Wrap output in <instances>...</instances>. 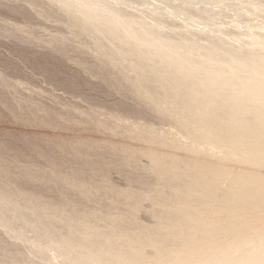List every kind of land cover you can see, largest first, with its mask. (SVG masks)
I'll list each match as a JSON object with an SVG mask.
<instances>
[{
	"label": "bare ground",
	"instance_id": "6f19581e",
	"mask_svg": "<svg viewBox=\"0 0 264 264\" xmlns=\"http://www.w3.org/2000/svg\"><path fill=\"white\" fill-rule=\"evenodd\" d=\"M24 1L29 5L28 6L26 4L27 7H29L30 9L27 8L24 4L25 7H14L9 9V12L10 10H12L13 12H15V14L17 13L21 18L28 20L31 19L32 14L35 11H38L40 8H43L45 10L50 8H56L58 11L63 12L66 16L69 17V19L71 20L70 22H72L73 25H76L81 29L83 34L94 38L93 41L95 45L93 46H96L97 48H99V50H105V56L103 55L104 58H107V62L111 60V62L113 63L112 65V63L110 62L109 65H112V67L114 66L117 69L128 70L126 73L131 74L130 78L128 79L129 87L132 86V88L134 87L136 89V93H138L137 97H139L140 102L146 100V98L150 100L152 103V109L157 110L161 112V114H163L164 116L169 117L170 120H172L171 122L175 124L179 129L175 125L174 126L182 132V135L185 134L191 140V142L189 143L192 144L190 146H183L181 142L178 141V139H168L164 136H158L155 134L154 130H149V127L148 129H146L140 128V126L134 127L131 124H129V127L132 126L133 128L130 127L127 129L126 127L128 126V124H124L126 127H124L125 129L121 131H124V135H121V138L122 136L129 135V139H133L132 141H139V144L135 142H127L128 138L126 139V142H121L119 140L113 141V138L112 140H109L108 137L102 138L101 136L86 133H76L75 131V133L67 131L66 134H63L62 132L64 131L62 130L61 132L60 130L62 134H57V130H59L61 126L59 127V129L56 130V134L53 132H50L52 134H49V132H33L34 134L29 135L28 133H26L27 131H25V133L22 134L20 132V135L22 136H18V132L17 137H19L18 139L20 140L21 137L24 136V138L35 142L37 145H39L38 143L46 142L47 145H51L50 148L61 144L65 152L69 151L75 154H79L84 149L96 150L99 148H104L106 152H108V154L110 153L114 156H121V158L123 159L122 161H124L123 164H125L126 161L127 163L137 165V167L141 165L139 164L141 163L140 159H146L149 164V169L147 170H149L155 175L157 184L150 188L149 193L126 195L127 201L123 203L125 204L128 202L126 204L127 209L130 206V210L132 212V216L130 218L119 215V217H114L112 214L113 212H110V215L109 213H106V215L103 216L100 213L101 216H98V214L96 213L85 211L87 210V207L85 208V210L78 209L74 212H71L72 210L69 208L68 204L70 203L71 205V202L73 201H70L69 199L70 202L67 204L68 207L66 208L67 210L70 209L71 214L70 216H67V214L69 213H65L63 212V210H60L61 213L66 214V216L64 217L61 214V218L59 219H57V217L52 218V216H50L49 218L46 216L47 218H44L45 216L40 215L41 211L43 210H41L39 213L38 207H42L41 204L43 202L39 200L37 194V196L34 195V192L33 195L31 194L32 192L26 195V198L32 209L28 207L29 205H24L23 208L25 209V207H27L28 209H30V211L27 208V210H22L23 208L20 207L22 205L19 201L18 204L14 203V196L12 192H8L7 190L4 191L5 187L3 185H0V223H2L3 226H9V229L13 228L12 226L14 224V221L10 219L12 217L8 218L9 213L12 212V216H15L17 219L20 220V222L15 217L14 218L16 220L14 218L12 219H14L16 222L18 221L19 223H21V225L19 226L23 227L21 231L16 233L18 237L27 239V237L25 236L26 229L34 231V235H37L40 240V243L38 245L34 244L36 245V251L39 254L44 255L46 251L50 249V247H53L52 249H55L54 253H56L55 257H61L64 264H264V48H262V46H258L260 48H257L256 44V47H254L255 49L253 48V46V49H249V47L247 48L246 46H244L245 43L242 46L236 47V45L231 44L234 39H231V42H229L228 39V41L226 42V40H223L222 38H214V36L209 37L208 34L206 41L203 40V42H201L200 40H202V38H200L199 40L197 34H188L189 32L186 33V30H184L185 34L182 32L183 30L181 31V33L173 32L175 33V37H171L168 35V33L166 34L165 31H163L162 29L163 27L161 28L160 26V24H162V22H160V18H162V16L160 17L159 14L161 13L158 14L157 12L158 20L160 19L159 21H157L160 23L156 22L155 24H149V21L146 22L147 20L144 19L143 16H139L140 13L139 15H132V13L129 14L127 12L128 9H126V11L121 9L122 7L120 5L124 3H120V5H118L116 4L117 1H114L116 2V5H113V3L111 2L102 0ZM208 1L210 2L211 0ZM2 2L0 3L2 4ZM249 8L251 10V7ZM183 9L184 10L182 11L189 12V9L187 7H184ZM258 11L259 10H255V12ZM154 12H156V10ZM34 14L36 16V13ZM181 14L183 13H180V15ZM188 15L189 14H187L186 16ZM199 17L201 18V16ZM195 20L197 19L195 18ZM195 20L194 23L197 22ZM186 21H188V19ZM237 26H239V24H237ZM181 29L182 28H180V30ZM30 36L31 35H29V37ZM253 36L252 38H254ZM228 37L231 36L229 35ZM241 38L243 37H240V39ZM252 38L250 40L253 41ZM257 40L258 39H256V42ZM243 42L245 41L243 40ZM253 42L255 45V40ZM259 44H261V42ZM66 46L67 45H65V47H62L66 49ZM58 47H60V45H58ZM55 48L57 49V47ZM25 51L26 50H24V53ZM60 52L61 51L58 50V53ZM19 53L22 54V52ZM26 54H28V51ZM29 57L27 58L29 59ZM25 58L24 60L26 61L27 59ZM31 64L35 65V63L32 62ZM41 66L38 65L34 67L36 68ZM105 67L107 66L105 65ZM114 67L112 69H114ZM116 68L114 69V71H116ZM107 73L109 74V72ZM108 74L106 75V77L108 76ZM103 78L105 79V76ZM4 81L6 82V80ZM109 82L114 81L110 79ZM5 84L8 83L6 82ZM11 84H13V82ZM2 85L4 84L2 83ZM114 85L116 84L114 83ZM121 85L118 87H121L122 89V86L124 84L122 86ZM13 86L10 85L9 89H13V91H15V88L18 87L11 88ZM15 86L17 85L15 84ZM9 89H7V91ZM116 89L117 88H115L114 90ZM4 90L6 91V89ZM10 92L6 93L10 94ZM16 93H18L19 95V92ZM20 96L18 98L17 94L12 95V97H16V99H20ZM5 100L6 98H4L3 101ZM6 102H4L5 107L7 106ZM20 105L19 108L22 107V104ZM26 107L22 108V110H24ZM27 109L28 108H26L25 110H32V106L31 109ZM11 111H13V109ZM16 111L18 114L22 113L18 110ZM50 112L51 111L47 113L50 114ZM17 113L14 114L17 115ZM25 113L26 112L23 113L24 116ZM34 114L37 115L36 113H32V117L34 116ZM46 114L44 115V117L46 116ZM58 114L61 115L60 113ZM58 114L56 115L58 116ZM16 115L15 118L18 117L19 120L21 115L19 114L20 117ZM31 115H28L29 119L32 118ZM56 115H54L55 118L57 117ZM93 115L90 118L95 119L94 117L96 116L93 117ZM24 116L22 117L24 118ZM46 117L48 118L49 116ZM66 118L69 123H75L74 120H69L70 118L68 119V117ZM86 118L88 117H84V119ZM25 119V121H27V116ZM39 119L36 120L39 121ZM42 120L40 119V122ZM77 120L78 119H76V121ZM25 121L22 120L23 123ZM57 121H59V119H57ZM40 122H37V124H39ZM68 122L66 123L68 124ZM77 122L80 123L82 121ZM97 123L99 124V126L102 124L99 120ZM61 124L63 123L61 122ZM80 125L83 126L84 123H80ZM88 125L90 126V124ZM114 125H116L117 127L118 124L116 123ZM31 126H33L32 123ZM104 126L105 125L102 126V129L106 128H103ZM108 126L111 130L112 127H110V125H107V127ZM4 127L5 126H3L2 129H4ZM120 127L118 125V128L115 129L116 133L118 129L120 131ZM108 129L106 128L107 131ZM64 130H66V128ZM110 130L108 132H110ZM113 130L114 129H112V131ZM5 131L9 130L7 129ZM14 132L16 133V130ZM111 133L114 134L115 132ZM176 134H178V132ZM8 135L12 136L13 134L11 135L8 133ZM117 136L116 138H118ZM174 137L176 138V135ZM24 144L26 145V143ZM0 147L3 146L1 145ZM202 147H206L208 149L210 148L213 153L210 152V150L208 149V152H206V150L204 151ZM40 148H42V145ZM50 148L49 150L51 151ZM43 149L44 148H42L41 150L43 151ZM52 150L54 149L52 148ZM42 151L39 153L41 154ZM44 151L43 153L47 152ZM6 154H8V152ZM55 154H57L56 151ZM81 156L82 155H80V157ZM0 159L2 160V158ZM104 159L105 158L103 155H97V157L92 159L91 162L95 167V165H97L99 162L105 161ZM3 164L4 163L0 164V172L5 174L4 171L6 170V168ZM97 166H99V164ZM102 166L100 167V169L104 167ZM122 166L124 168V165ZM127 167L129 168L130 165ZM132 167L134 168L136 166L132 165ZM137 167L136 170L138 169ZM95 168L97 170L98 167ZM141 168L142 167H140L139 169L141 170ZM29 169L30 167H28L27 171H29ZM35 170L36 169H34L33 171ZM78 170L79 169H76L75 171L78 172ZM94 170L95 169H93V171ZM30 171H32V168L30 169ZM33 171L31 172L32 174L30 175V177L32 175L34 176L35 172L33 173ZM7 172L8 174H10L9 170H7ZM59 172L60 171H58V173ZM77 172L73 174L76 176V174H78ZM26 173L28 172H25L23 174ZM105 173H107V171H105ZM12 174L13 173L11 172V175ZM23 174L21 173L20 176L23 177ZM54 174H56V177L59 176L57 175V173ZM73 174H71V176ZM36 175L38 177V174L35 173V176ZM60 175L63 174L60 173ZM51 176L53 177V174H51ZM68 176H70V174ZM4 177L5 176L1 178ZM7 177L9 178L11 176ZM43 177L44 176H42V179H44ZM72 177L71 179H73ZM137 177L140 176L137 175ZM14 178H16V176ZM11 179H13V176L11 177ZM74 179L79 178L75 177ZM10 181L11 180L9 179L8 182ZM31 181L28 184H31ZM25 182L27 183V180ZM59 182L61 183L62 181H57L56 183ZM65 182L66 184L63 182L65 184L64 187H66L67 185V181ZM143 182L140 181L142 185H144L145 183ZM49 183L51 182L49 181ZM146 183L148 184V182ZM80 184H82L79 185L81 195L84 198L91 200L93 199V201H95L94 199L98 197V194L92 193V191H90V189L86 185H83V183L80 182ZM47 185L49 186L50 184ZM68 185H71V183ZM75 185H73V188L77 187H75ZM51 187L53 186L51 185ZM57 187L59 188V186H56V188ZM51 189L55 190L54 187ZM143 189L140 190L143 191ZM56 191L57 190H55L54 192ZM63 191L65 192V190ZM63 191L61 192V190H59V192H57L59 193V196H63L61 195L62 193H64ZM96 191H98V188ZM152 192L155 195L153 198L154 201L151 200L154 206V210L152 209L153 212L151 211V213H153V216L156 220L154 221L155 224L152 225V227H146V225L140 226L138 225V223H135V218L132 219V217L137 216H133V214H135L142 205L140 204L141 201L151 199L152 195L150 196V193ZM103 193H105V191H103ZM66 196V198L69 197L68 195ZM117 196L119 197V194ZM101 197L102 196H100V198ZM121 197L123 199V195ZM63 198L64 197H62V199ZM107 198H109L110 200L113 197ZM15 200L17 201L16 197ZM65 200L67 201V199ZM115 201V204L117 205V200ZM115 201L111 200V202ZM77 202L79 203L80 201L78 200ZM118 202L120 201L118 200ZM80 203L82 204L83 202ZM113 204L112 206H114ZM17 205H20L19 207L21 209ZM47 205L45 204L44 206ZM56 209L58 210V208L55 207V210ZM49 210L51 211V209ZM52 212H54V210ZM39 215L43 218H41ZM31 216H35V218H37V221H35L36 219L32 221L33 218L31 220ZM62 217H69L70 220L72 219V221H74L72 222L73 224L67 225L66 220L68 219L65 220ZM99 220H103L106 225L101 226L99 224ZM58 223L65 225V227L67 228L66 233L58 234L59 230H56L55 227ZM103 224L104 223H102V225ZM8 228L6 230H8ZM24 229L25 231H23ZM54 230L58 233L56 234ZM14 232L15 231H13V233ZM36 241H38V239ZM1 246L2 245L0 244V247ZM3 246L6 247L5 245ZM11 255L15 257L12 253L10 254V258ZM6 256L4 254V257ZM42 260L45 261V259ZM5 261H7V259ZM38 261H40V259H38ZM10 262L11 263H8L14 264L12 262V258ZM16 264H18V262ZM46 264H48V262H46Z\"/></svg>",
	"mask_w": 264,
	"mask_h": 264
},
{
	"label": "rangeland",
	"instance_id": "374dc122",
	"mask_svg": "<svg viewBox=\"0 0 264 264\" xmlns=\"http://www.w3.org/2000/svg\"><path fill=\"white\" fill-rule=\"evenodd\" d=\"M2 1H4L5 3ZM23 1L24 0H13V1L12 0H0V2H2V4L0 3V21H1L0 22V28H1L0 29V97L3 98L4 95L6 96V97L4 96V98H6L5 101H3L4 98L3 99L0 98V99H2V100H0V129H1L0 130V144L2 143L1 145L3 146V147H0V153H1L0 158H2V160L0 159L1 160L0 164L4 163L3 165H5V168H6V170L4 171L5 174L0 172V175H1L0 176V185H3L5 187L4 191L7 190L8 192L9 191L12 192V194L14 196V203L18 204L20 202V204L22 206H20V205L19 206L21 208H23L24 205H26V206L29 205L28 207L32 209V207L30 206V204L26 198V195L30 194L31 192H32L31 194L33 195V192H34L35 193L34 195L35 196L38 195L37 197L39 198V200L41 202H43L42 204L47 205V203H48V205H49V206L48 205L44 206L40 202L42 207H38L39 213L41 210H43V211H41L40 215L45 216L44 218H47V217L49 218L50 216H52V218L57 217V219H59V218H61L60 217L61 214L64 217L66 216V214L61 213L60 210H63V212H65V213H69V214H67V216L68 215L70 216L71 212H74L75 210H78V209H84L85 210L86 207H87L86 208L87 210H85V211L96 213V214H98V216L106 215V213H109V215H110L111 214L110 212H113L112 214L114 217L125 216V217L130 218L132 216L130 206L128 205L129 208L127 209L126 204L128 202L125 204L123 203V202L127 201L126 195L149 193L150 188L157 184V180H156L155 175L153 173H151L149 170H147V169H149L148 168L149 164H148L146 159H140L141 163H139V164H141V165H139V167H137V165L132 164V163H127L126 161H125V164H123L124 161H122L123 159L121 158V156H114L110 153H109L110 154L109 155L108 152H106V150L104 148H99L96 150L84 149L79 154H75V153H72L69 151L65 152V150H63L61 144H58L60 147L58 145L55 146L56 148L59 147L56 149L54 146L50 148L51 145H47L46 142L38 143L40 145V147L42 145V148H44L43 151L44 150L47 151L46 152L47 154H46V153H43V151L41 150L42 148H40L39 145H37L35 142H33L31 140L24 138V136L21 137V140L18 139L19 137H17V135H18L17 133L19 132L18 136H22V135H20V132L22 134V133H25V131H27L26 133H28L29 135L34 134L36 132H44V133L49 132V134H52L50 132H53L56 134L57 131H58L57 134H60L63 130L64 131V132H62L63 134H66L67 131H69L71 133H75V132L76 133H86V134H93V135L101 136L102 138L108 137L109 140H112V138H113V141L119 140L121 142H126V139L128 138L127 142H129V143L135 142V143L139 144V141H136V140L132 141L133 139H129L130 138L129 135H125L127 137L122 136L123 139L121 138V135H124V131L123 132H121V131L124 130L125 129L124 127H126L125 125L128 124L126 129L130 128V127L133 128L132 126H134V127L140 126V128H146V129H148V127H149V130L150 129L154 130L155 134L158 136H164L168 139L169 138L170 139H178V141H180L183 146H185V145L190 146L192 144V143L191 144L189 143V142H191V140L185 134H183L184 136L182 135V132L180 130H178L179 128L175 124H173L171 122L172 120H170L169 117L164 116L163 114H161V112H159L157 110H153L151 107L152 103L150 100H148L146 98V100L140 102L139 97H137L138 93H136L137 92L136 89L134 87L132 88V86L129 87L128 79L130 78L131 74L126 73L128 70L127 69H122V70L117 69L116 67L113 66L114 69L116 68V71H114V69H112L113 63L111 62V60L107 62V60H106L107 58L106 57L104 58L105 50H103V49L99 50V48H97L96 46H93V45H95V43L93 41L94 38H92L91 36L83 34L81 29L79 27H77L76 25H73V23L70 22L71 20L69 19V17L66 16L63 12L58 11L56 8H54V9L50 8V9H46V10L43 8H40L38 11L31 9V10L35 11L34 13H36V16L33 13L34 15L32 14V18L29 20L21 18L17 13L15 14V12H13L12 10H10V12H9V9L14 8V7L15 8H18V6L19 7L20 6H22V7L26 6L27 7L28 4L25 1L24 2ZM102 1L111 2V3H113V5H116V4L120 5V3H124V4L120 5L122 7L121 9H123L124 11H126V9H128L127 12L129 14L132 13V15H134V14L139 15V13H140L139 16L140 17L143 16V18L147 20V21L145 20L146 22L149 21L148 22L149 24H151V23L155 24L156 22H158L161 19L160 20V22H162V24H160L161 28L163 27L162 28L163 31H165L166 34L168 33V35L171 37H175V33H181L182 30H183L182 32L185 34L184 30H186V33L189 32L188 34H190V33H192L193 35L197 34L199 40H200V38H202V40H200L201 42H203V40L206 41L207 34H208L209 37L214 36V38H222L223 40H226V42L228 41V39H229V42H231V39H234V41L231 42V44L236 45V47L242 46L245 43L244 46H246L247 48L249 47V49H251L252 46H253V48L256 47V44H257V48H260L261 46H262V48H264L263 47V45H264V43H263V41H264V9H263L264 8V0H260V1L259 0H223L224 2L222 0L221 1L219 0L220 2L218 0H211L210 2L208 0H159V1L158 0H123V1L119 0V2H118V0H102ZM114 1H117V3ZM257 1H259V2H257ZM164 2H166L167 4ZM219 3H220V5H219ZM24 4H25V6H24ZM184 7L185 8L187 7L189 9V12L182 11V10H184L183 9ZM249 7H251V10ZM27 8H29V7H27ZM156 8L159 10H157ZM178 8L181 10H179ZM154 9L156 10V12H154L155 11ZM49 10H50V12H49ZM249 10H250V12H249ZM253 10H254V12H253ZM255 10H259V11L255 12ZM174 11H175V13H174ZM46 12H48V13H46ZM157 12H158V14L161 13V14H159L160 17L162 16V18L159 17L160 18L159 20H158ZM180 13H183V14L180 15ZM184 13H185V15H184ZM13 14H14V16H13ZM187 14H189V15L186 16ZM237 15L239 16V18ZM179 16H180V18H179ZM199 16H201V18ZM195 18L197 20H195ZM187 19H188V21H186ZM194 20L197 22L194 23ZM160 22H158V23H160ZM237 24H239V26H237ZM16 25H18V26H16ZM21 25H22V27H21ZM185 26H187L189 29ZM179 27L182 29L180 30ZM40 28H41V30H40ZM169 28H171V29H169ZM178 29H179V31H178ZM18 30H20V31H18ZM173 32H175V33H173ZM224 34H226V35H224ZM29 35H31V36L29 37ZM229 35L231 37H228ZM245 35L249 36V37H246ZM204 36H205V38H204ZM233 36H234V38H233ZM252 36L255 39L252 38ZM32 37H33V40H32ZM235 37H237V38H235ZM240 37H243V38L240 39ZM256 37H259V38H256ZM19 38H21V39H19ZM251 38L253 39V41L255 40V45H254V42L252 40H250ZM256 39H258L257 42H256ZM61 40H62V42H61ZM243 40L245 42H243ZM247 40L250 43H248ZM259 40H261V41H259ZM91 41H92V43H91ZM258 41H259V43L261 42V44H259ZM239 42L241 43V45ZM64 44L67 45L66 46L67 50L64 48L65 47ZM58 45H60V47H58ZM62 46H64V47H62ZM258 46H260V47H258ZM55 47H57V49L61 52L58 53V50ZM24 50H26L25 53H24ZM27 51H28V54H26ZM63 51H64V54H63ZM98 51H99V53H98ZM19 52H22V54ZM24 54H26V55H24ZM25 56H26V58H25ZM21 57L23 58V60ZM27 57H29V59ZM24 58L27 60L25 61ZM35 58H36V60H35ZM103 59H105V60H103ZM31 62L35 63V65L31 64ZM39 62H41V63H39ZM110 62L112 63V65H109ZM38 65H40V66L42 65V66L36 67L37 68L36 69L34 66H38ZM105 65L108 67V69H107V67H105ZM104 68H106V69H104ZM40 69H41V71H40ZM104 71H106V72H104ZM113 71H114V74H113ZM107 72H109V74ZM107 74H108V76L106 77ZM122 74H124V75H122ZM104 76H105L106 80L108 79L107 81L103 78ZM110 79L114 82H109ZM4 80H6V82L8 84H5L6 82ZM12 82H13L14 86H13V84H11ZM126 82L128 83V86H127ZM2 83L4 85H2ZM114 83L116 85H114ZM15 84L17 86H15ZM10 85L13 86L11 88H14V87H18V88H15L16 89V90L14 89L15 91H13V89L10 90L9 89ZM120 85L122 86V89H121V87L120 88L118 87ZM4 86H5V88H4ZM7 86H8V88H7ZM113 88L114 89L117 88V89L114 90ZM4 89H6V91ZM7 89H9V90L7 91ZM117 90H120V91H117ZM6 92H10V94L6 93ZM16 92H19V95ZM113 93H115V94H113ZM2 94H4V95H2ZM11 94L12 95L17 94L18 98L21 94V96H20L21 100L18 98H17L18 99L17 100L16 97L13 98L14 96L12 97ZM9 99H10V101H9ZM13 99L18 101L19 105L22 104V107L19 108L18 102L14 101ZM4 102H6V105H7L6 107H8V108L5 107ZM13 105H14V107H13ZM23 105H24V107L27 106L26 108H28V109H31V106H32V110L27 109L28 111H26L25 110L26 108L24 110H22V108H24ZM12 109H13V111H11ZM15 109L18 110L19 112H22V113H19L21 115V117ZM40 109L41 110L43 109V110L41 111ZM9 110H10V112H9ZM23 111L26 112L25 116L23 114L24 113ZM44 111L46 113L49 111H51V112H50V114L47 113L48 114L47 115ZM43 112L46 114V116H49L48 117L49 119L46 116L44 117L45 114ZM14 113H17V115ZM32 113H36L39 116L34 114V116L32 117V115H31ZM58 113H60L61 115H59ZM56 114H58V116ZM15 115L20 117L19 120H18V117L15 118ZM28 115L29 116L31 115L32 118L29 119ZM54 115H56L58 118L57 117L55 118ZM92 115H93V117L96 116V117H94L95 119L90 118V117H92ZM22 116H24V118ZM26 116H27V121H25ZM39 117L41 120L44 119V120H42L44 122L47 121V119H48V121L45 123L42 121L40 122ZM59 117H64V118H59ZM66 117H68V119L70 118L69 120L75 121V123H73L74 126L72 123H69L67 121ZM84 117H88V118L84 119ZM36 119H39V121H37ZM57 119H59V121H57ZM76 119H78L77 121H79V122L82 121L80 123L81 124L84 123V125L83 126L80 125V123H78L76 121ZM80 119H82V120H80ZM96 119H98L102 123L101 124L102 126L105 125L103 128L106 127L108 129L109 126L107 127V125H110V127H112V129L115 130L118 128V125H119V127L121 126L120 131L118 129L117 133H116V130L112 131V129L110 130V128H109L108 131L110 130V132H108L106 130V128L102 129V126L101 125H100L101 127L99 126V124L97 123L98 120H96ZM22 120L25 121L24 123L26 125L22 122ZM49 120H50V122H49ZM52 120L54 121L55 124L57 122V124L55 125ZM55 120H56V122H55ZM102 120H103V122H102ZM51 121H52V123H51ZM65 121L68 122V124ZM92 121H95L96 123L92 122ZM108 121H110V122H108ZM37 122H40L41 124L40 123L37 124ZM61 122L63 124H61ZM31 123L33 126H31ZM116 123L118 124L117 127H116V125H114ZM27 124H28V126H27ZM88 124H90L91 127ZM129 124H131L132 126L129 127ZM63 125H65V126H63ZM86 125H87V127H86ZM112 125H114V126H112ZM3 126H5L4 129H2ZM97 126H99V127H97ZM43 127L44 128L46 127V128L44 129ZM59 127H60V129H59ZM19 128H22L24 131L22 129H19ZM47 128H48V130H47ZM65 128H66V130H64ZM7 129L9 131H5ZM57 129H59V130H57ZM15 130H16V133L14 132ZM60 130H61V132H60ZM104 130H106L108 133ZM98 131L100 133H102V131H103V133L100 134ZM111 132H115L116 134L115 133L112 134ZM177 132H178V134H176ZM8 133L11 135L13 134V135L10 136V135H8ZM110 133H111V135H110ZM125 133H127V132H125ZM179 133H181V134H179ZM168 135H171V136H168ZM175 135H176V138L174 137ZM116 136L118 138H116ZM19 140L22 142H20ZM24 143H26V145ZM5 145H6V147H5ZM36 148H37V150H40V151H37ZM49 148L51 149V151L49 150ZM52 148L54 150H52ZM205 148H203L204 151L206 150V152H208L207 151L208 148H206V149ZM208 150H210V152L213 153V151H211L210 148ZM41 151H42V153L40 154L39 152H41ZM55 151L57 154H55ZM7 152H8V154H6ZM51 152L54 154H52ZM63 153H64V155H63ZM42 154H43V156H42ZM93 154H95V155H93ZM80 155H82V156L80 157ZM97 155L98 156L103 155L105 158L104 160L107 162H105V161L99 162L98 163L99 166H97L98 164L95 165V167H98L96 170V168L92 164L91 160L96 158ZM61 156H63V157H61ZM90 158H92V159H90ZM8 163H10V164H8ZM89 163H91V164H89ZM11 164H12V166H11ZM55 164H57L59 168ZM14 165H16V166H14ZM89 165L92 167V169ZM102 165L106 168V170ZM120 165H121V167H120ZM122 165H124L125 169L123 168ZM129 165H130V167L128 168L127 166H129ZM132 165L136 166L138 169L136 170V167H134L135 168L134 169L132 167ZM101 166L103 168L100 169ZM28 167H30V169L32 168V171L34 169H36L37 171L35 170V171H33V173L35 172L36 174H38V177H37V175L35 176V173H34V176L32 175L30 177V175L32 174L31 173L32 171H30V169H29L30 172L27 171ZM140 167H142L141 170L139 169ZM10 168H11V170H10ZM121 168H123V169H121ZM76 169H79L78 172L75 171ZM93 169H95V170L93 171ZM7 170H9L10 174H8ZM23 170H25V171H23ZM104 170L107 171V173H105ZM58 171H60V172L58 173ZM11 172L13 173L12 175H11ZM25 172H28L29 174L28 173L23 174ZM76 172L78 174H76V176H75L74 174ZM137 172H138V174H137ZM21 173L23 174V177L20 176ZM54 173H57V175H59V176L56 177V174H54ZM60 173H62L63 175H60ZM51 174H53V177L51 176ZM69 174H70V176H68ZM71 174H73L72 175L73 177L71 176ZM104 174H105V176H104ZM131 174H132V176H131ZM54 175H55V177H54ZM137 175L140 177H137ZM3 176H5L4 177L5 180H4V178H1ZM7 176H11V177L13 176V179H11V177L8 178ZM15 176H16V178H14ZM42 176H44L43 177L44 179H42ZM50 176H51V178H50ZM130 176H131V178H130ZM33 177H35L36 179ZM71 177L73 179H71ZM75 177L79 178V179H74ZM132 177H134V178H132ZM9 179L11 180L10 182H8ZM30 179L32 181L33 180L34 181L32 182ZM56 179H57V181H62V182L56 183L57 182ZM135 179H137V180L139 179V180L137 181ZM26 180H27V183L25 182ZM48 180L51 183H49ZM64 180L67 181V185L70 183H71V185H68V186L66 185V187H64L66 184V182ZM70 180H72V181H70ZM30 181H31V184H28V183H30ZM54 181H56V182H54ZM140 181H142V182L144 181L145 182V183L143 182L144 185H142V183H140ZM80 182L83 183V185H86L90 189V191H92V193L98 194V197L96 199H94L96 202L93 201V199L92 200L87 199L81 195L79 185H82V184H80ZM146 182H148V184ZM11 183L13 184V186ZM47 184H50V185L48 186ZM72 184L73 185L76 184L75 187L77 186L76 188H78V189L73 188L74 186ZM51 185L55 188V190H57L56 192H54L55 190L51 189V188H53V187H51ZM56 186H59V188L58 187L56 188ZM60 186H61V189H60ZM15 187H16V189H15ZM49 187H51V188H49ZM92 187H94L95 189ZM96 187L98 188V191H96L97 190ZM145 187H146V190H145ZM58 189L61 190V192L63 190H65V192L63 191L64 193H62V194L60 192V194L63 196H59V193H57V192H59ZM140 189H143V191H141ZM99 190H101V191H99ZM103 191H105V193H103ZM132 191H134V192H132ZM125 193H128V194H125ZM64 194H65V196H64ZM118 194H119V197L117 196ZM66 195H68L69 197L66 198L67 197ZM122 195H123V199L121 197ZM154 195L155 194L152 192V193H150V196H151L150 200L141 201L140 204H142V205L141 206L139 205L140 208L138 209V211L135 214H133V216H136V215L137 216L132 217V219L135 218L134 219L135 223H138V225H140V226L146 225V227H152V225L155 224L154 221H156V220L153 216V213H151V211L153 212V210H154L153 209L154 206L152 204V201H154V199H153ZM100 196H102L101 197L102 199L100 198ZM15 197H16L17 201L15 200ZM62 197H64V198L62 199ZM107 197H110V198L113 197V198L109 200V198H107ZM65 199H67L68 202ZM69 199H70V201L71 200L73 201V202H71L72 203L71 205L69 203L70 202ZM114 199L117 200V205L115 204L116 201ZM78 200L80 202H83L84 204L82 203L83 204L82 205L80 202L78 203L77 202ZM111 200H113L115 202H111ZM118 200L120 202H118ZM26 202H27V204H26ZM62 202L64 205L62 204ZM103 202H104V204H103ZM56 203H58V204H56ZM67 204H68L69 208L72 210L71 212H70V209L67 210V208H66V207H68ZM112 204L114 206H112ZM54 206L56 208H58V210L57 209L55 210ZM71 206H72V208H71ZM82 206H84V207H82ZM75 207H76V209H75ZM26 208L27 207H25V209L23 208L22 210H27L28 208L27 209ZM47 208L51 209V211ZM46 209H47V211H46ZM28 210L30 211V209H28ZM36 210H38V209H36ZM53 210H54V212H52ZM108 210H109V212H108ZM55 211H56V213H55ZM93 211H95V212H93ZM96 211H98V212H96ZM49 212H50V215H49ZM100 213H101V215H100ZM12 215H13V213L10 212L8 218H10V217L14 218L15 217ZM64 217H62V218H64ZM12 218H10V219L14 221V222L12 221L14 224H16V225L13 224V226H12L13 228H10L13 230H10L8 228L9 226H3V224L0 223V242H1L0 244L2 245L1 246L2 248L0 247L1 248V250H0V264H6L8 262L11 263L10 262L11 258H12V262L14 264H16L17 262H18V264H30V263L31 264H33V263L34 264H44V262H45V264H46V262H48V264H64L61 257L60 258L57 256L55 257L56 253H54L55 249H52L53 247L52 248L50 247V249L47 250L44 255L39 254L36 251V249H35L36 245H38L40 243V240H39L37 235H34L35 234L34 231H32L30 229H29L30 231L28 229H26V231H25V229H24L23 231H25V236L27 237V239L26 238L24 239L21 237L19 238L16 233L21 231L23 229V227L19 226V225H21V223H19L20 222L19 219H17L15 217L19 221V222L18 221L16 222L15 221L16 219L14 218L15 219L14 220ZM32 218H33V220H32ZM41 218H43V217H41ZM30 219L32 221H34L36 219L35 221H37V218H35V216L34 217L31 216ZM64 219L65 220L68 219V220H66L67 225L68 224L72 225L73 224L72 222H74V221H72V219L70 220L69 217L64 218ZM99 221H100L99 224L101 226L106 225V223L103 220H99ZM102 223H104V224L102 225ZM58 224L55 227H56V230H59V233L54 230L55 233L56 234L57 233L58 234L66 233L67 228L65 227V225L60 224V223H58ZM1 226H2V228H1ZM15 226H17V227H15ZM6 227L8 228V230H6L7 229ZM20 227H22V228H20ZM62 227H64V228H62ZM16 230H18V231H16ZM13 231H15V232L13 233ZM10 232H11V234H10ZM37 239H38V241H36ZM34 244H36V245H34ZM3 245H5L7 248L4 247ZM12 253L14 254L15 257H13V255H11V258H10V254H12ZM4 254H5V256L8 255L6 257H9V258L4 257ZM6 259H7V261H5ZM32 259H33V261H32ZM38 259H40V261H38ZM42 259H45V261ZM46 260H48V261H46ZM15 261H17V262H15Z\"/></svg>",
	"mask_w": 264,
	"mask_h": 264
}]
</instances>
